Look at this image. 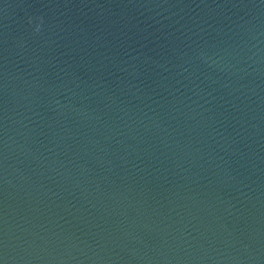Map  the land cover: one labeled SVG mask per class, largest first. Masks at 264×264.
<instances>
[{
    "label": "water",
    "instance_id": "water-1",
    "mask_svg": "<svg viewBox=\"0 0 264 264\" xmlns=\"http://www.w3.org/2000/svg\"><path fill=\"white\" fill-rule=\"evenodd\" d=\"M0 264H264V0H0Z\"/></svg>",
    "mask_w": 264,
    "mask_h": 264
}]
</instances>
